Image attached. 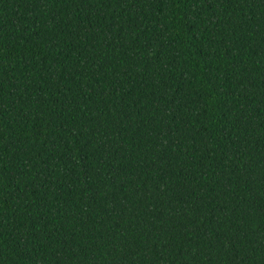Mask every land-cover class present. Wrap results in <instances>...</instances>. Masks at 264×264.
<instances>
[{"label": "trees", "instance_id": "trees-1", "mask_svg": "<svg viewBox=\"0 0 264 264\" xmlns=\"http://www.w3.org/2000/svg\"><path fill=\"white\" fill-rule=\"evenodd\" d=\"M0 264H264V0H0Z\"/></svg>", "mask_w": 264, "mask_h": 264}]
</instances>
